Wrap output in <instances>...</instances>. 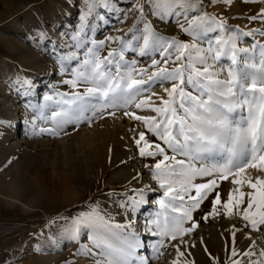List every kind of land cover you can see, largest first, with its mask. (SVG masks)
Returning <instances> with one entry per match:
<instances>
[{"label":"snow or ice","instance_id":"6c2138e0","mask_svg":"<svg viewBox=\"0 0 264 264\" xmlns=\"http://www.w3.org/2000/svg\"><path fill=\"white\" fill-rule=\"evenodd\" d=\"M214 2L208 0L209 4ZM118 3L119 0H85L87 11L81 14V25L71 36L73 43L68 52L57 57L64 71L72 62L77 65L71 69L72 79L63 81L73 91L56 93L59 111L51 113L53 127L40 128L39 133L57 135L66 125L82 122L91 126L97 116L104 118L105 112L115 116L117 110H123L125 117L141 122L146 129L134 139L140 156L154 159L152 165L145 167L154 169L153 178L165 189L164 197L170 198L167 203L159 201L161 208H170L179 215H165L161 220L157 213V218L149 221L155 227H147L146 234L159 239L146 243L135 231H126L131 223L112 225L110 218L105 219L93 208L90 213L73 217L62 238L79 242L82 233L86 235L91 246L80 243L77 254L87 255L93 264H151L153 255H141V250L150 248L158 258L166 239L180 238L182 242L185 234L199 226L193 221L192 210L199 208L209 194H214V198L205 220L217 214V206L222 205L229 217L235 210V215L247 222L245 228L264 230V177L258 176L253 181L245 175L250 168L264 172V43H256L252 49L238 47L240 34H229L232 30L222 19L204 10V0H135L139 21L128 38L90 39L88 33H95L99 25H93L89 17L108 24L106 16L117 12ZM97 9L104 10L105 15ZM148 16L162 23L175 19L180 31L191 39L160 34ZM260 17L264 18V9ZM249 19L256 21L258 17ZM255 32L264 37V29ZM41 38H47V34L41 33ZM116 41L119 47L110 48L101 56L107 42ZM257 50L258 63L255 62ZM128 52L140 58L148 57L151 63L139 67V60L126 59ZM224 64L229 66L225 68ZM8 83L18 94L23 89L24 96L36 87L34 81L21 80L19 75L14 84ZM156 88L164 95L157 93ZM43 99L47 102L55 97L46 94ZM35 107L42 113L49 105ZM133 108L137 111H132ZM138 111H150L154 115H141ZM5 123L0 121V127ZM197 177L207 179L195 183ZM230 177L234 187L227 201H222L217 189L221 181H229ZM245 184L251 191L241 190L240 186ZM193 190L194 196L190 194ZM186 199L191 202L189 207H185ZM185 220L193 222L185 227ZM246 238L251 241L249 250L243 252L249 258L247 264H264V250L257 253L256 241L251 236ZM235 239L233 231V246L229 249L233 258L239 255L234 247ZM176 251L178 256L184 255L179 247ZM257 256L261 259H256ZM232 264L241 261L233 259Z\"/></svg>","mask_w":264,"mask_h":264},{"label":"rangeland","instance_id":"374dc122","mask_svg":"<svg viewBox=\"0 0 264 264\" xmlns=\"http://www.w3.org/2000/svg\"><path fill=\"white\" fill-rule=\"evenodd\" d=\"M262 9H264V0H231L230 3H226L225 0H215L212 4L204 0V10L222 19L232 30L229 34H240L237 45L240 48L252 49L256 43H264V37L255 32L257 29H264V22H262L264 18L260 17ZM86 11L85 0H72V2L69 0H0V21L5 22L0 27V71H2L0 109L8 106L6 105L8 97L15 98L11 104L12 110H4V117H1L0 121L6 122V119H13L11 114L14 112L18 114V125L22 130L20 134L25 129V140L21 142V149L8 152L5 158L2 157L7 154L0 155V163L3 162L0 164V169H3L0 170V262H6V264H65L67 261H71L72 264H85V259H79L74 251L80 249V243L85 244L88 241L87 236L82 233L79 242L68 241L62 237L63 230L71 225L73 217H77L80 213H90L93 208H96L105 219L110 218L112 225L131 223V228L126 231H135L146 243L159 239L146 234L147 227H155L149 224V221L156 219L157 213L160 214L161 220L165 215H179V213H172L170 208L167 210L161 208L159 201L164 200L167 203L170 198L164 197L165 189L160 187L159 181H150L149 176H153L154 169L145 165H152L154 159L140 156L139 147L134 139L138 138L139 132L146 129L141 122L125 117L123 110H117L115 116H109L105 112L104 118L97 116L91 122V126L87 122H82L78 125H66L64 131H60L57 135L39 133L40 128L53 127L51 113L59 111L56 103L59 97L56 93L73 91L71 86L63 81L72 79L71 69L77 65L72 62L66 65L67 70L64 71L57 57L69 51L73 43L71 36L79 29L81 14ZM97 11L105 15L104 10L97 9ZM254 15L258 19L250 20L249 17ZM106 18L109 19L108 24L89 17L93 25H99L95 33H88L90 39L105 40L108 36L128 38L130 30H133L139 21V13L135 10V0H119L117 12L107 14ZM147 19L154 23L155 30L160 34L175 36L180 40L191 39L180 31L175 19L170 23L158 22L152 16H148ZM182 21L183 18H181ZM250 31L255 34L243 35ZM41 33H46L47 38L42 39ZM220 35L225 34L220 33ZM118 47V41L107 42L100 54L106 55L110 48ZM251 55L250 52L249 56ZM126 59L139 60V67H147L151 63L148 57L140 58L131 52L126 53ZM258 60L257 50L255 62ZM217 66L220 67L219 64ZM228 66L224 64L225 68ZM17 75L21 80L28 79L35 82L36 87L27 96L23 95V89L18 94L8 83L12 81L14 84ZM80 90H83L82 85ZM155 91L164 95L160 88H156ZM46 94L54 96L55 99L46 102L43 99ZM29 104L34 107H28ZM45 104L49 107L43 108L42 113L35 107ZM131 110L137 111L134 108ZM138 114L154 115L150 111H138ZM33 122L35 129H33ZM8 124L6 122L0 130L9 131ZM100 127L106 130L104 141ZM15 129L12 128V132ZM146 135L151 137L150 133ZM86 136L97 138L95 143L100 147L99 158L92 160L91 164L95 167L102 164L104 176L95 182L85 180L82 158L77 163L67 166L63 164L67 151L75 156L79 155L78 144L86 139ZM73 137L77 140L71 139ZM65 144L72 145L66 152ZM127 149L135 153L130 157L132 161L128 162L129 167L135 169L140 162L138 167L140 178H133L132 182L124 181V178L120 176L112 178L109 168L116 155L126 156ZM55 169L57 171L54 172ZM254 171L258 176L264 177V172L259 173L256 169ZM258 176L255 175L252 178L255 179ZM205 179L207 178L197 177L194 182L203 183ZM230 180L231 177L229 181H221L217 189L222 201H227L229 191L234 187ZM240 187L245 193L248 192L244 185ZM141 193L146 196L143 200L146 202L135 216L128 211L125 216L119 215L118 218H114L112 211H109L111 204L118 206L123 200H130ZM190 194L194 196V190ZM213 198L214 194H209L199 208L192 210L193 221L198 222L199 226L185 234L182 242L180 238L176 241L166 239L165 247L161 249L162 255L158 258H155L150 248L146 251L141 250L140 254L144 252L146 255H153L151 264H173V261H178L179 264H232L233 259H239L241 264H246L248 258L243 256V252L249 250L250 245L240 248L236 238L234 247L239 255L233 258L229 251L233 246L232 232L223 233L225 244L221 245L211 237L210 231L226 226L229 228L232 224L246 225L247 222L235 215V210L233 216H227L222 205L217 206V214L209 215L205 220V215L212 210L210 201ZM190 203L186 199L185 207H189ZM128 205L126 203V210L130 208ZM193 221L185 220L184 226L189 227ZM246 232L254 233L255 231L249 227L246 228ZM259 232H262L261 235L264 236V230ZM199 243H202L203 248L197 252L196 249L200 248ZM177 247L184 253L183 256H178Z\"/></svg>","mask_w":264,"mask_h":264},{"label":"bare ground","instance_id":"6f19581e","mask_svg":"<svg viewBox=\"0 0 264 264\" xmlns=\"http://www.w3.org/2000/svg\"><path fill=\"white\" fill-rule=\"evenodd\" d=\"M70 2H72V0H69ZM25 7V6H24ZM18 15V14H17ZM16 15V16H17ZM15 16V17H16ZM13 17V16H12ZM13 19V18H11ZM10 19V20H11ZM10 20H8L10 22ZM4 20L0 21V27L2 25H4ZM240 24H243V23H240ZM164 25V24H163ZM1 43V42H0ZM29 57V56H28ZM36 62V61H35ZM258 63V62H257ZM47 66V65H46ZM34 67V66H33ZM38 67V66H37ZM2 73V71H0V74ZM2 85V84H1ZM1 88V87H0ZM11 89V88H10ZM16 96V95H15ZM14 97H8L6 99V101L8 102V106H4V108L0 109V118L1 117H4V113L3 111L5 110H12L11 108V104L12 102L14 101ZM4 102V101H3ZM13 116V119H6V122L9 123L8 125L10 126V129L9 131H1L0 130V155L2 154H7L8 152L14 150L15 152L16 151H19L21 149V145H22V141L25 140V136H24V132H25V129L23 130V133L20 134V132L22 130H20L19 128V123H18V114L17 113H12L11 114ZM6 117V116H5ZM122 117V116H121ZM119 117V118H121ZM7 118V117H6ZM5 120V119H4ZM31 120V119H30ZM29 120V121H30ZM33 120V119H32ZM129 120V119H128ZM27 121V120H26ZM116 121V120H115ZM28 122V121H27ZM25 122V124L27 123ZM30 123V122H29ZM123 123V122H122ZM115 124V123H114ZM7 125V126H8ZM5 126V125H4ZM27 126V125H26ZM96 127V126H95ZM6 127H4L5 129ZM9 128V127H8ZM12 128H16L18 130L15 129L14 132H12ZM101 129V127H100ZM123 129V128H122ZM143 129V128H142ZM8 130V129H7ZM27 130V129H26ZM31 130V129H30ZM64 131V130H63ZM101 134H103V141L106 140V137H105V133H106V130L104 129H101ZM130 133V132H129ZM18 134V135H17ZM65 134V133H64ZM92 134V133H91ZM100 134V132H99ZM16 135V136H15ZM83 134H81L82 136ZM94 135V134H93ZM96 135V134H95ZM12 136V137H11ZM64 136V135H63ZM117 136V135H116ZM71 139H75L77 140L76 138H71ZM79 139V138H78ZM64 140V139H63ZM66 140V139H65ZM97 140V138H89L88 136H86V139L82 140L79 142L78 144V150H79V155L75 156L73 155L72 153H70L69 151H67V148H70L72 145L70 144H65V152L67 151V153H65V161L63 162V164H65L66 166L67 165H70L71 163H77V161H79L81 158H82V163H83V168H84V178L86 181L90 180V181H93L95 182L98 178H101L104 176V168L102 166V164H100V166L98 167H95L94 165L91 164V161L94 160V159H98L99 157V153H100V147L98 145H96L97 143H95ZM134 141V140H133ZM82 142V143H81ZM46 148V147H45ZM122 149V148H121ZM69 150V149H68ZM77 150V151H78ZM48 151V150H47ZM125 152V151H124ZM138 152V151H137ZM24 153V152H23ZM60 153V152H59ZM109 154V153H108ZM135 153L130 150V149H127L126 150V156H123L122 154L120 155H116L113 159V161L110 163V173H111V177L112 178H116L117 176H120L122 178H124V181H127V182H132L133 178H140V175L138 174L139 173V170H138V167H140V162L137 163V166L135 169H131L128 165V162L131 160L130 157H132V155H134ZM3 156V155H2ZM7 155H4L2 158H5L7 157ZM13 156V155H12ZM11 156V157H12ZM15 158V157H14ZM137 158V157H136ZM138 158H140L138 156ZM7 159V158H6ZM101 159V158H100ZM9 160H10V156H9ZM107 160H109L107 158ZM55 161V160H54ZM81 161V160H80ZM132 161V160H131ZM3 162H1L0 164H2ZM6 163V162H5ZM14 164V163H13ZM97 166V165H96ZM2 169V168H1ZM0 169V170H1ZM57 169V168H56ZM54 170L57 171V170ZM3 170V169H2ZM6 172V171H5ZM2 173V171H1ZM258 173V172H257ZM259 173H261L259 171ZM245 175H248V176H258L257 174H255V171L254 169H248L246 171V174ZM261 176V175H260ZM256 178V177H255ZM149 179L150 181H154L155 179L153 178V176H149ZM148 179V180H149ZM255 179L253 178V181ZM126 182V183H127ZM160 185V184H159ZM244 188L247 190V191H251V189H249L247 187V185L245 184L244 185ZM244 189V190H245ZM146 191V190H145ZM106 197V196H105ZM8 198V197H6ZM9 199V198H8ZM129 199V198H128ZM146 199V196L144 195H136V196H133L132 198H130V200H123L118 206L115 205V204H111L110 205V210L109 211H112V213L114 214V218L116 219L117 216L119 215H126L128 214V211H130L134 216L136 214L137 211H139V208H141L144 204V202L142 203L141 201ZM112 201V200H111ZM113 203V202H112ZM126 203H128L129 205V209L126 210L125 209V205ZM104 205V204H103ZM121 205H123V207H121ZM107 206V205H106ZM28 208V207H27ZM103 209V208H102ZM106 213V212H105ZM108 214V213H107ZM59 217V216H58ZM52 218V217H51ZM118 218V217H117ZM121 219V218H120ZM49 220V218H48ZM119 220V219H118ZM220 225V224H219ZM238 225V223H237ZM235 231L236 232V238L238 239L239 241V246L240 248H246L248 245L251 246V241L249 239H247L246 237L248 236H251L255 241V251L257 253H259L261 250H264V236H262V232L260 233L259 231H255L254 233H247L246 232V228H245V224H241L240 226H236V224H232L229 228L224 227L222 229H213L210 231V234H211V237H213L215 240H216V243L218 244H221V245H224L225 244V239H224V234L223 233H226V232H233ZM141 240H142V236H140ZM212 238V239H213ZM31 240V239H30ZM153 243L155 241H152ZM28 245V244H27ZM85 245H88V246H91V242L88 240ZM199 246L200 248L199 249H196L197 252H199L203 246H202V243H199ZM25 251V250H24ZM75 253H79L80 252V249L78 250H75L74 251ZM74 253V254H75ZM141 255H146V253H141ZM77 256L79 259L83 260L82 258L85 259V264H93L92 262V259L89 258L88 256H84L82 254H77L75 255ZM256 259H261L259 256L255 257ZM249 259V258H248ZM247 259V261H248ZM80 261V260H79ZM81 262V261H80ZM23 263V262H22ZM247 264V262H246Z\"/></svg>","mask_w":264,"mask_h":264}]
</instances>
